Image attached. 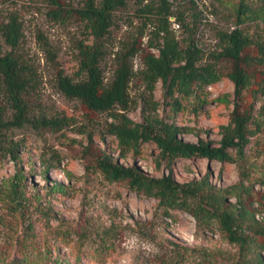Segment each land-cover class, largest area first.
<instances>
[{
	"label": "rangeland",
	"instance_id": "rangeland-1",
	"mask_svg": "<svg viewBox=\"0 0 264 264\" xmlns=\"http://www.w3.org/2000/svg\"><path fill=\"white\" fill-rule=\"evenodd\" d=\"M59 1L63 11L55 18L49 0H0L1 15L14 12L22 23L23 37L15 50L35 69V83L26 96L29 116L59 114L70 118L67 126L56 131L29 123L6 130L19 144L16 160L0 149V264H120L126 255H131V264H171L177 258L180 264H238V246L217 228H198L195 218L178 208L165 214L155 197L137 192L126 180L106 179L96 168V157L107 151L119 162L135 164L148 175L168 170L165 160L156 166L159 149L153 141L142 142L139 152L120 155L115 136L105 133L112 119L110 111L91 109L58 88L57 72L76 78L79 45L91 40L83 21L70 10L83 0ZM170 1L185 11L190 22L197 13L195 37L205 51L204 59H208V52L221 43L218 31L234 26L233 9L238 0ZM132 11V0L116 9L104 37L100 65L106 83L113 77L119 57L131 45L138 46L129 59L134 70L128 86L129 105H116L114 110L124 111L135 121L149 113L190 127L181 134L188 141L202 137L218 142L221 125L230 119L234 108L235 86L227 75L232 60H217L223 74L218 81L195 86L189 94L175 93L181 104L175 109L160 80L151 92L145 87L143 56L157 49L148 45L154 40L151 26H143ZM247 25L250 34L261 32L260 26ZM172 26L177 28L176 23ZM176 34L179 39L187 35L181 29ZM0 46L2 50L10 48L1 35ZM245 51L255 53V48ZM244 68L252 73L253 82L241 92L240 109L251 105L259 123L245 145L244 156L226 162L203 156L176 158L171 167L176 180L198 179L209 172L210 181L219 186L237 182L245 174L243 183L251 190L247 201H251L256 219L264 224V93L257 89L264 67L253 64ZM11 114L0 87V119ZM16 176L18 193L13 194L11 183ZM132 237L138 238L137 248L129 251L123 245ZM145 242H150L154 251L143 250L140 246ZM260 245H264V236L251 243L250 253ZM261 252L264 260V250Z\"/></svg>",
	"mask_w": 264,
	"mask_h": 264
},
{
	"label": "trees",
	"instance_id": "trees-1",
	"mask_svg": "<svg viewBox=\"0 0 264 264\" xmlns=\"http://www.w3.org/2000/svg\"><path fill=\"white\" fill-rule=\"evenodd\" d=\"M49 1L54 5L50 11L53 17L61 16L63 9L60 1ZM128 3L129 0H83L81 5L70 9L83 21L91 40L79 45L77 77L59 70L56 84L65 95L78 98L87 107L110 111L112 119L107 123L105 133L115 136L120 155L129 151L139 152L142 142L153 141L159 149L156 166L159 167L161 160H165L168 170L161 175H148L135 164L119 162L107 151L96 157V168L106 179L126 180L137 192L155 197L165 214H170L172 208H178L189 212L198 228H217L228 241L238 246V264H264L261 252L264 245H260L259 250L255 247V251L250 253L251 243L264 236V224L256 219L251 201H247L251 190L243 183L246 175L237 182L219 186L210 181L209 172L198 179L176 180L171 167L176 158L203 156L226 162L244 156L245 145L259 129V123L251 105L240 109L239 98L242 90L253 82L252 73L244 65L264 67V0H238L233 9L234 26L218 31L221 43L208 52V59H204L205 51L195 37L193 21L197 20L196 12L190 22L185 11L173 7L170 0H132L133 15L142 20L143 26H151L150 34L154 40L150 39L148 45L157 49V52L149 50L143 56L141 73L145 87L151 92L160 80L165 94L171 97L173 108L181 106L175 93L189 94L195 86L218 81L223 74L216 65L217 60L224 57L232 60L233 67L227 75L235 86L234 108L230 119L221 125V137L215 143L202 137L196 141L185 140L181 134L189 131L190 127L156 115L146 113L141 121H135L124 111L114 110L116 105L121 108L129 105L128 86L134 74L129 59L138 46L131 45L119 57L109 83L104 80L100 61L105 54L104 37L113 24L114 11ZM1 14L0 35L10 48L2 50L0 46V87L12 114L10 118L0 119V149L16 160L19 140L8 136L7 129L29 123L36 128L47 127L56 131L67 126L70 118L59 114L29 116L26 96L35 83V69L23 54L15 50L23 37L18 16L14 12ZM172 23H176L177 28ZM249 23L260 26L261 32L250 34ZM179 29L187 33L186 37H177ZM252 46L255 53L245 51ZM262 73L257 89L264 93V70ZM18 184L16 176L11 183L13 194L18 193ZM230 197H234L235 201L229 202ZM171 264H180V259Z\"/></svg>",
	"mask_w": 264,
	"mask_h": 264
},
{
	"label": "clouds",
	"instance_id": "clouds-1",
	"mask_svg": "<svg viewBox=\"0 0 264 264\" xmlns=\"http://www.w3.org/2000/svg\"><path fill=\"white\" fill-rule=\"evenodd\" d=\"M137 240H138L137 237H132L131 242L130 243L126 242L123 245V247L129 251H131L132 249H136ZM140 247H142L143 250L145 251H154V246L150 242H145ZM131 261H132L131 255H126V257L121 260L120 264H131Z\"/></svg>",
	"mask_w": 264,
	"mask_h": 264
},
{
	"label": "water",
	"instance_id": "water-1",
	"mask_svg": "<svg viewBox=\"0 0 264 264\" xmlns=\"http://www.w3.org/2000/svg\"><path fill=\"white\" fill-rule=\"evenodd\" d=\"M171 18L173 17V16H170Z\"/></svg>",
	"mask_w": 264,
	"mask_h": 264
}]
</instances>
